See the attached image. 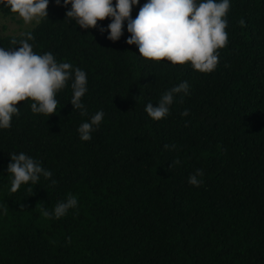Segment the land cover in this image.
<instances>
[{"label": "trees", "instance_id": "obj_1", "mask_svg": "<svg viewBox=\"0 0 264 264\" xmlns=\"http://www.w3.org/2000/svg\"><path fill=\"white\" fill-rule=\"evenodd\" d=\"M46 11L22 32L33 52L85 71L84 111L69 103V79L55 113H33L26 99L0 129V264H264V0H230L227 42L208 73L138 57L126 31L110 41L81 30L55 0ZM22 32L0 35V47H18ZM181 81L189 93L148 117L144 105ZM98 110L81 141L78 125ZM21 151L51 176L10 192L9 153ZM68 194L76 208L43 216Z\"/></svg>", "mask_w": 264, "mask_h": 264}, {"label": "clouds", "instance_id": "obj_2", "mask_svg": "<svg viewBox=\"0 0 264 264\" xmlns=\"http://www.w3.org/2000/svg\"><path fill=\"white\" fill-rule=\"evenodd\" d=\"M49 0H0V5L16 13L23 23L39 24L47 16ZM139 0H55L65 8V19L74 22L81 30L97 27L106 39L118 40L123 31L129 35L126 44L135 45L138 57L146 61H164L170 65L188 62L200 73L211 72L218 62L219 48L225 46L226 13L230 0H144L136 16L130 13ZM70 5V7H68ZM109 18L106 27L99 26L98 20ZM243 24L244 21H239ZM19 40L11 44L18 47H0V129L10 127L14 114H19L17 102L31 101L33 113L50 115L56 112V93L71 79L69 103L73 109L83 113L81 97L87 91V77L83 69L73 67L69 62H57L51 52H33L31 31L20 33ZM189 93V84H179L165 90L155 102L144 105V111L152 120H160L170 110L174 100H182ZM181 116L187 115L183 110ZM103 111L98 110L90 118L78 125L77 133L81 141L91 139L92 132L99 127ZM165 148L169 145L165 144ZM10 177V192H16L22 184H35L40 176L49 178L51 172L43 168L39 161L24 152L9 153L6 166ZM201 169L189 174L187 182L193 186L201 181ZM54 183V181H53ZM78 204L75 195L57 202L52 211L42 209L45 217L60 218Z\"/></svg>", "mask_w": 264, "mask_h": 264}, {"label": "rangeland", "instance_id": "obj_3", "mask_svg": "<svg viewBox=\"0 0 264 264\" xmlns=\"http://www.w3.org/2000/svg\"><path fill=\"white\" fill-rule=\"evenodd\" d=\"M2 6L0 5V35H11L22 32L24 30L32 28V24H24L22 19L17 15H4ZM36 25V24H35Z\"/></svg>", "mask_w": 264, "mask_h": 264}]
</instances>
